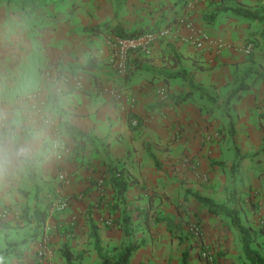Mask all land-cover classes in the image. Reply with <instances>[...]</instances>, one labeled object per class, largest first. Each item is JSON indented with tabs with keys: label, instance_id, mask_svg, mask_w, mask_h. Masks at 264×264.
<instances>
[{
	"label": "crops",
	"instance_id": "obj_1",
	"mask_svg": "<svg viewBox=\"0 0 264 264\" xmlns=\"http://www.w3.org/2000/svg\"><path fill=\"white\" fill-rule=\"evenodd\" d=\"M238 7L256 16L234 13ZM185 11L196 27L230 48L207 44L198 50L184 42L187 30L177 17ZM105 23L127 30L169 27L173 33L152 56H134L126 80L110 63ZM249 42L255 46L251 56L242 52ZM90 55L95 68L84 69ZM57 64L79 75L82 86L56 94L45 75ZM21 83L34 84L35 91L20 94ZM240 86V97L226 104ZM163 90L169 93L165 103ZM36 92L39 101L30 98ZM69 126L84 136L73 137ZM9 134L35 150L16 168L0 171V264H40L42 242L43 264H66V242L75 264H101L92 225L106 254L144 241L129 264H183L186 250L189 264H205L199 248L181 244L176 233L198 218L204 243L211 244L215 225V235H223L212 216H226L212 214L196 196L242 208L254 242L264 241V227L254 226L264 223V0H0V138ZM55 139L70 150L61 160L51 148ZM120 169L127 182L122 201L111 183ZM63 198L68 206L58 211ZM144 209L182 229L163 221L134 233L130 227ZM126 215L132 224L123 223ZM65 228L71 233L59 232Z\"/></svg>",
	"mask_w": 264,
	"mask_h": 264
},
{
	"label": "built area",
	"instance_id": "obj_2",
	"mask_svg": "<svg viewBox=\"0 0 264 264\" xmlns=\"http://www.w3.org/2000/svg\"><path fill=\"white\" fill-rule=\"evenodd\" d=\"M177 23L180 24L187 30V33L182 37L184 42H188L193 44L198 50H203L206 48L208 44L211 48H215L217 51H221L223 49H229L230 46L220 42L215 41L211 38V36L201 28H198L194 25L192 20L190 19V14L188 11H185L180 16L177 17ZM173 33L171 28L163 27L152 29L146 34L140 36L135 39H126L117 37L113 34H109L106 37V42L111 48V58L110 63L116 69L118 74L125 78L128 67L131 59L136 55H143L146 57L152 56L154 47L159 44L162 40L167 38ZM255 51V46L253 43L249 42L242 47V52L251 56ZM45 80L55 87L54 91L56 94L61 95L66 87L82 86V80L79 75L75 76L70 71L65 70L61 64L55 65L54 69L47 72L45 75ZM110 94L113 99L117 101L122 100V94L118 90H110ZM30 98L35 100H40V93H33ZM160 100L162 102H168L169 93L165 90L160 92ZM132 126H138V119L133 118L131 120ZM51 148L54 152V156L61 160L64 153L69 154L70 150L65 142L60 139H55L51 142ZM60 179H64V176L60 175ZM68 199L63 198L57 204L58 211H64L68 206ZM189 232L197 239H200L203 235V229L201 223L197 220H191L189 223ZM45 245L42 242L39 250L37 251V259L40 264H43L45 260ZM203 258L207 262H212V253L204 251Z\"/></svg>",
	"mask_w": 264,
	"mask_h": 264
},
{
	"label": "trees",
	"instance_id": "obj_3",
	"mask_svg": "<svg viewBox=\"0 0 264 264\" xmlns=\"http://www.w3.org/2000/svg\"><path fill=\"white\" fill-rule=\"evenodd\" d=\"M232 11L238 15H242L245 17L253 18L256 16L253 12H250L248 10H244L243 8H233ZM152 29H157V28H152ZM152 29H146V28H140V29H135V30H127L121 25H114L112 26L110 23H105L103 25V30H108L110 34H113L117 37L121 38H126V39H135L139 38L140 36L146 34ZM96 34H99L100 31L98 28L94 29ZM140 55H136L135 57H138ZM96 57L93 55H90L88 63L84 66V69H94L95 68V63H96ZM131 69H132V61L129 63L128 67V72L125 76L126 80H129L131 77ZM245 89V86H240L237 89H235L230 96L228 97L226 104H229L231 100L234 97L239 98L240 95L239 92ZM187 96H185L183 100H185ZM178 103H180L178 101ZM135 117L134 114H129V119H133ZM139 127V125L137 126ZM136 127V128H137ZM231 127L233 128V125L231 124ZM71 131L70 134L73 135V137H77L78 135L84 136L81 132H76V130H73L70 126L67 128ZM68 130V131H69ZM113 176L111 177V183L115 187L116 191V196L117 198L122 201L123 200V195L127 191V182L124 180V175H123V170H115L112 174ZM205 206L208 207L209 211L214 214V215H224L228 217L232 223V225L237 229V231L240 234L241 242L243 245V251L246 256V258L252 263V264H264V256L253 247L254 244V233L251 230L250 227L246 226L242 219L239 211L233 207H229L226 204H218L214 200L208 198V197H202V196H196ZM141 213H144V216L147 221H149L151 218H153V222L155 223H160L165 221L170 227H175L177 230L182 229V225L180 223H175L172 219L170 218H164L161 216L160 212L158 213H152V210H142ZM39 221L42 223H45L46 220V214L41 213L38 217ZM125 222H129L130 219L126 215L124 217ZM262 231H264V228H262ZM59 232H64V233H71V230H68L65 228V231L60 229ZM92 236L95 239V247L96 250L99 254V257L101 259V264H129L130 258L133 254L134 251L139 249L141 247V244H130L125 246L124 248L121 249V251L116 254V255H110L106 254L103 252L102 246H101V240L99 237V234L97 233V229L94 225H92ZM196 241H199L197 239ZM20 244L16 243H8V246L13 247V246H19ZM62 254L66 260V264H75L76 256L72 253L70 249V245L68 242H66L63 247H62ZM214 261V259H212ZM183 264H189L188 261V251H184L183 253V259H182ZM207 264H214L212 262H208ZM216 264V263H215Z\"/></svg>",
	"mask_w": 264,
	"mask_h": 264
},
{
	"label": "rangeland",
	"instance_id": "obj_4",
	"mask_svg": "<svg viewBox=\"0 0 264 264\" xmlns=\"http://www.w3.org/2000/svg\"><path fill=\"white\" fill-rule=\"evenodd\" d=\"M69 201V200H68ZM147 209V207H145ZM239 212L241 213L242 220L244 223H250L249 215L244 212L242 208H238ZM140 211V208H139ZM130 219L129 222H123L124 224L133 223L131 216L128 217ZM137 223L132 228V231L134 233H140L144 232V230L151 231L152 228L155 229L158 228L159 225H162L164 223H155L153 222V218H151L149 221L146 220L144 213L141 214L140 217H136ZM191 218H189L187 221H185L184 227H185V233H176V238L178 240H181V244L187 245L190 244L191 246H196L200 250L201 258H203L204 251L211 252L212 258L214 261L212 263L216 264H229L230 262L234 261L236 264H251L243 251V245L241 243L240 237L236 229L231 224L230 220L226 217H213L212 216V225L217 224L220 226L221 231H223V235L219 237L218 235H215L216 233L213 231L216 229V225L214 228H212V243L211 244H205L203 235L199 239V241H196L197 239H194V236L189 232V223L191 222ZM197 220H199L197 218ZM114 224L112 219L107 220L106 225L112 226ZM260 225V226H259ZM256 228L264 227V223L261 222L257 225H254ZM254 228V227H253ZM132 232H127V235H130ZM154 240V239H153ZM189 240V241H188ZM193 240V241H192ZM143 240H134V242L129 243L130 244H143ZM253 247L259 250L262 254H264V241H262L261 237H257L256 241L253 244ZM124 248V247H122ZM121 248V249H122ZM117 251V250H115ZM121 251V250H120ZM119 251V252H120ZM119 252L113 254L116 255ZM205 261V260H204ZM229 262V263H228ZM208 263V262H207ZM205 261V264H207Z\"/></svg>",
	"mask_w": 264,
	"mask_h": 264
},
{
	"label": "clouds",
	"instance_id": "obj_5",
	"mask_svg": "<svg viewBox=\"0 0 264 264\" xmlns=\"http://www.w3.org/2000/svg\"><path fill=\"white\" fill-rule=\"evenodd\" d=\"M34 91V84L21 83L17 87V92L23 95ZM34 150V145L21 142L15 134H9L7 139L0 138V171L16 168L20 163L28 160Z\"/></svg>",
	"mask_w": 264,
	"mask_h": 264
}]
</instances>
